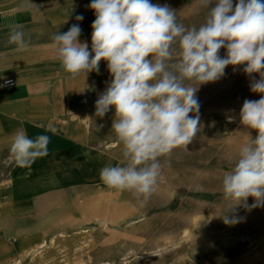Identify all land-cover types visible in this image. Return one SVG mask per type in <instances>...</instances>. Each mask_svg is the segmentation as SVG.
Listing matches in <instances>:
<instances>
[{
	"label": "rangeland",
	"instance_id": "1",
	"mask_svg": "<svg viewBox=\"0 0 264 264\" xmlns=\"http://www.w3.org/2000/svg\"><path fill=\"white\" fill-rule=\"evenodd\" d=\"M32 1L41 4L44 10ZM0 2H6L3 7L21 4L22 9L34 8L38 12L39 42L52 41L55 34L65 33L78 23L82 29L80 42L87 43L91 50V25L95 19L94 11L88 7L91 0ZM151 2L169 5L176 11L178 23L186 27H199L206 16L207 10L201 8L199 0ZM235 3L233 0L234 6ZM214 6L215 0L210 7ZM77 15H83L84 19L77 21ZM226 54L222 48L220 56ZM243 68L244 65H229L218 81L193 85L199 86L196 96L200 104V131L186 148L181 146L160 158L157 191L143 207L131 192L109 189L99 176L106 165L126 163L123 146L111 129L115 109H110L102 119L95 116V102L111 80L107 62L102 60L99 73L93 71L86 78L68 73L63 95L71 103L72 133L77 140L84 141L90 133L94 134L103 156L111 163L94 155L93 149L79 152V158H71L69 165L76 169V176L69 177L87 184L74 188L72 192L77 195L60 206L61 219L46 222V235L8 236L5 264H13L33 251L37 252L23 264H190L188 261L194 259L210 264L264 263V207L251 211L237 207L234 213H228L229 217L242 218L234 225L225 224L222 219L230 204L221 191L223 174L234 166L240 147L250 139L247 134L251 138L257 135L256 130L242 125L239 119L245 99H260V94L250 90L251 82L258 80L259 75L253 73L250 77ZM229 117L234 122H229ZM24 172L7 174L5 197H10L13 191L9 181H15ZM6 200L8 210L11 205ZM247 203H254L253 198L249 197ZM16 227L23 233L31 232L26 224ZM51 238L55 239L53 244ZM15 241L17 245L11 246ZM157 248L161 250L159 256L150 257Z\"/></svg>",
	"mask_w": 264,
	"mask_h": 264
},
{
	"label": "clouds",
	"instance_id": "2",
	"mask_svg": "<svg viewBox=\"0 0 264 264\" xmlns=\"http://www.w3.org/2000/svg\"><path fill=\"white\" fill-rule=\"evenodd\" d=\"M213 2L199 0L207 10L204 22L186 27L167 4L91 0L88 7L95 14L91 50L80 42L78 23L55 34L50 46L72 77L99 73L100 62H107L111 80L95 102V116L102 119L115 109L111 129L123 146L126 163L106 165L99 176L109 189L131 192L141 207L157 191L160 158L186 148L200 131L199 86L221 79L229 65H244L250 77L257 73L259 79L251 82L250 90L260 99H245L239 113L240 123L257 135L247 134L249 141L222 177L223 198L230 202L222 219L234 225L242 218L228 213L237 207L246 211L264 207V0H236L235 6L233 0H215L210 7ZM25 35L23 25H12L7 44L26 51ZM222 48L227 53L223 58ZM228 119L234 122L233 117ZM46 131L56 129L49 125ZM48 144L47 135L33 140L20 129L11 138L10 152L18 166L30 167L48 155ZM249 197L254 200L250 205Z\"/></svg>",
	"mask_w": 264,
	"mask_h": 264
},
{
	"label": "crops",
	"instance_id": "3",
	"mask_svg": "<svg viewBox=\"0 0 264 264\" xmlns=\"http://www.w3.org/2000/svg\"><path fill=\"white\" fill-rule=\"evenodd\" d=\"M5 3L0 2V85L7 79H14L16 87L4 89L0 86V183L3 182L0 184L3 185L0 188V264H5L8 236L46 235V222L61 219L58 209L77 195L72 190L85 187L87 183H77L69 177L76 176V169L69 165L71 158L93 149L94 155L111 163L103 156L94 134L90 133L84 141L77 140L72 133L69 125L71 103L63 95L68 73L56 59L50 46L52 41L38 40V12L34 8L22 9L21 4L3 7ZM33 4L44 10L41 4ZM17 24L24 26L26 51H17L16 45L7 44L10 26ZM49 125L55 127V133L46 131ZM20 129L33 140L38 135L49 137L48 155L37 158L26 169L17 165L10 152L11 138ZM19 170L25 172L15 181H9L13 191L7 198V174ZM6 199L11 205L8 210ZM21 223L31 232H21L16 227ZM16 245L17 241L11 246ZM188 262L210 264L198 259Z\"/></svg>",
	"mask_w": 264,
	"mask_h": 264
},
{
	"label": "bare ground",
	"instance_id": "4",
	"mask_svg": "<svg viewBox=\"0 0 264 264\" xmlns=\"http://www.w3.org/2000/svg\"><path fill=\"white\" fill-rule=\"evenodd\" d=\"M31 1V0H30ZM41 2V1H40ZM32 3H35V1H32ZM31 12V11H30ZM27 168V167H26ZM103 201V200H102ZM112 205V204H111ZM120 208V207H119ZM110 210V209H109ZM117 222V221H116ZM44 244H47V241H42ZM55 242V239L54 238H51L50 239V243H54ZM43 244V245H44ZM40 248H42V247H44V246H39ZM37 251H33L32 253H30V254H28V253H26V255H22V256H20V258H18L17 260H16V262H14L13 264H23L25 261H26V259L30 256V255H32V256H34L35 255V253H36ZM161 252V250L159 249V248H157L156 250H154V251H152L151 252V254H150V257H158L159 256V253Z\"/></svg>",
	"mask_w": 264,
	"mask_h": 264
},
{
	"label": "built area",
	"instance_id": "5",
	"mask_svg": "<svg viewBox=\"0 0 264 264\" xmlns=\"http://www.w3.org/2000/svg\"><path fill=\"white\" fill-rule=\"evenodd\" d=\"M6 81H10V83H6ZM1 85H3L2 88L4 89L14 88L16 87V81L14 79H7L3 81Z\"/></svg>",
	"mask_w": 264,
	"mask_h": 264
}]
</instances>
